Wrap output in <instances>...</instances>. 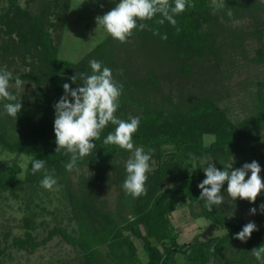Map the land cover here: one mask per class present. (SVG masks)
I'll use <instances>...</instances> for the list:
<instances>
[{"label":"trees","instance_id":"1","mask_svg":"<svg viewBox=\"0 0 264 264\" xmlns=\"http://www.w3.org/2000/svg\"><path fill=\"white\" fill-rule=\"evenodd\" d=\"M5 1L8 9L0 15V33L6 40L2 38L0 42V57L8 64L13 61L7 62L8 56L18 58L27 72L12 76L10 82L19 77L34 85V91L32 97H27L31 105L21 103L17 118L5 113L4 104L9 101L0 99V151L15 155L11 166L0 168V192L15 195L16 188L23 185L15 178L20 170L17 160L21 155L29 158L25 174L27 190L42 187L45 172L33 174L32 162L44 160L45 169L54 175L57 183L66 182L65 194L69 197L78 230V234L69 235L64 229L56 228L49 232L47 240L60 235L78 249L81 264H176L179 255L187 264H262L252 255L253 248L264 246V212L260 210L259 195L254 203L240 198L234 202L223 201L221 205H214L210 212L205 201L199 198L201 190L187 171L191 161L197 163L203 157L212 158L221 171L231 164L235 169L256 161L264 180V80L255 93L249 114L241 121L230 119L229 109L220 104L224 88H218L235 55L240 52V56L247 58L245 40L248 38L258 43L255 55L248 61L264 67V0H223L222 8L216 6L221 1L212 4L211 0H188L193 6H186L184 12L174 17L175 26L167 20L159 24L157 21L162 16L157 14L143 21L147 28L139 30L137 27L124 43L107 35L78 62L59 56L52 34L60 40L70 0H25L24 7L19 0ZM169 2L174 6V0ZM34 4L37 8L33 11ZM236 21L249 22V28L245 32L233 29L230 23ZM157 31L160 35H154ZM165 34L167 39H161ZM133 58L140 61L137 66L131 62ZM92 60L110 68L114 81L123 86L114 115L125 121L129 116L140 118L133 134L134 147L141 146L159 162L157 168L146 174V194L138 198L126 194L122 187L127 175L126 162L116 163L118 154L126 150L103 143L115 130L109 123L94 141L96 147L91 154L78 160L74 168L89 166L97 171L105 168L108 172H116V181L121 184L117 202L120 210L127 211L131 219L120 212L114 217L106 211L97 201L96 192L89 187L72 194L71 171L65 168L71 154L65 150L55 152L54 124L36 114L46 112L55 119L54 104L64 95L63 84H70L72 89L82 86L80 74H92ZM135 68L143 73H134ZM5 70L0 67V71ZM76 74L77 81L73 83L70 78ZM164 80L170 87L177 83L179 95L175 101L172 97L175 86L168 89L169 95H166ZM8 129L17 132L19 138L9 135ZM204 135L213 136V142L205 145ZM166 145L175 146L179 152L174 164L172 157L164 163L160 161L163 154L160 149ZM174 170L181 178L170 190L164 191L162 185ZM198 172L201 183L206 177L200 170ZM224 187H227L226 182L222 190ZM179 206H188L190 210L198 208V217L214 223L225 233L207 241L194 239L179 244L170 221V215ZM252 208L261 217L263 226L256 225L257 230L242 242L234 238L247 224L239 215ZM23 221L25 228L33 226L31 217ZM132 238L141 241L145 263H140ZM44 241L36 242L26 233L25 238L14 239V244L26 250L35 249Z\"/></svg>","mask_w":264,"mask_h":264},{"label":"rangeland","instance_id":"2","mask_svg":"<svg viewBox=\"0 0 264 264\" xmlns=\"http://www.w3.org/2000/svg\"><path fill=\"white\" fill-rule=\"evenodd\" d=\"M72 1L74 2L70 6L64 24V30L59 38L60 40L56 38L54 33L52 34L54 42L58 47L59 56L71 62H78L109 35L103 28H97L96 17L102 16L112 10L110 4L119 0H81L85 2L84 14L79 11L80 0ZM218 1L221 0H211V3L216 4ZM19 4L24 7L25 0H19ZM32 8L34 11L37 5H32ZM7 9L8 3L5 0H0V15ZM100 11H102V13ZM54 19V17L51 18L52 21H54ZM230 26L233 29L237 28L245 32L249 28V22L236 21L230 23ZM2 38L6 40V36L0 33V42ZM245 45L247 58L245 59L240 56V52L238 55H235V58L232 60L233 64H229L227 76L218 83V88L220 90L224 88L223 96L220 98V104L229 109L230 119L233 121H241L249 114L255 93L260 87V82L264 80V67L248 61V58L255 55V49L258 47V43L253 38H248L245 40ZM7 59V62L13 60L11 64L6 63L0 57V67L6 68L8 72H11L12 76L27 72V67L22 65L18 58L12 59L11 56H8ZM121 61L122 60H120V62ZM131 62L137 66L140 61L133 58ZM132 71L137 74L143 73L142 70L136 68ZM175 79L177 81V78ZM120 81L122 80L120 79ZM172 82L174 83L175 81L172 80ZM163 83L166 95H169L168 89L175 86L172 94L175 101L176 96L179 95L177 83H175L173 87H170V84H168L166 80H164ZM182 88L183 86H181V89ZM9 91L15 95L22 104L31 105L30 98H27L33 96L34 85L31 83L23 82V85L17 87L15 82H10ZM126 97L128 98L127 95L125 98ZM136 111L139 112L140 110L136 109ZM36 114L38 118H44L46 121L54 124L53 117L48 113L37 112ZM8 132L9 135L13 134L16 138H19L17 132H12L10 129H8ZM213 140L214 137L211 135L203 136V143L205 145L210 144ZM160 150L163 151L160 160L161 163L170 160L171 157L172 164L176 162V155L179 152L176 150L175 146L166 145L161 147ZM130 155L131 153L128 150L118 154L116 163L119 161L125 163ZM14 156V154L9 152L0 151V168L11 166ZM149 162L151 168L149 172H152L157 168L159 160L152 156ZM209 162L213 163V159L203 157L199 159L197 163L195 161L190 162L187 174L191 177L194 184H199L197 177V173H199L198 170L204 173L203 168L206 167ZM17 164L20 170L15 175V178L22 182L23 185L21 188H16L15 195L10 194L8 191L0 192V264H81V257L77 255L78 249L67 243L60 235L56 234L51 239L47 240L49 232L54 231L56 228L64 229L69 235L78 234L76 222L72 218V207L69 202V197L65 194L66 182L56 183L52 190H46L43 187L27 190L28 183L26 182L25 174L28 169L29 158L25 155H21L17 160ZM114 165L116 167V164ZM242 166L243 165H240V167ZM115 174L116 172H108L105 168L99 171L89 166L74 168L69 174L70 191L72 194L76 192L78 194L81 190H87L89 187L92 191L94 190L96 192L97 201L103 204L106 211L110 212L114 217L120 212L123 216L131 219V215H129L127 211L120 210L117 202L121 184L119 185V182L116 181L118 177ZM59 177H57V179H59ZM170 177L169 179L167 178L162 185L164 191H168L176 185L181 175L174 170ZM261 179L264 181L263 178ZM88 184H90V186ZM226 189L227 187H224L222 190V195L224 197L223 201L225 203L228 200L234 202L239 199L236 198L232 200L228 196ZM259 198L261 203L264 204V190L259 194ZM198 213L199 210L196 207L190 210L188 206H179L170 215V221L177 234L176 240L179 244L189 243L194 239L198 241H207L213 237H221L225 233V230L214 223L203 217H198ZM232 214L234 215L235 211H232ZM30 217L32 218L33 226L27 229L24 227L23 220ZM239 218L245 223L254 222L255 225L263 226V221L257 212L251 214L250 210H244L239 215ZM26 233H29L36 242L47 241H44L35 249L28 248L22 250L14 244V239H23ZM5 234L7 235L6 237H4ZM132 240L137 247V255L140 263H145L146 256L143 252L141 241L136 238H132ZM176 261V264H187L186 259L180 255L176 256Z\"/></svg>","mask_w":264,"mask_h":264},{"label":"clouds","instance_id":"3","mask_svg":"<svg viewBox=\"0 0 264 264\" xmlns=\"http://www.w3.org/2000/svg\"><path fill=\"white\" fill-rule=\"evenodd\" d=\"M186 6L193 5L188 4V0H174V6L169 0H119L112 10L96 17V24L97 28H103L111 37L124 43L137 27L139 30L147 28L143 21L151 20L157 14L162 16V19L157 21L159 24L162 25L167 20L175 26L174 17L184 12ZM216 6L224 7L222 0ZM138 21L141 23L138 24ZM154 35H160V33L157 31ZM161 39L166 40L167 35L161 36ZM90 67L91 75L80 74L83 80L82 86L72 89L70 84L64 83V95L54 104V134L57 145L55 152L65 150L71 154L70 162L65 164V168L67 171H72L78 160L91 154L96 147L94 141L100 138L101 131L111 123L115 126V130L106 136L103 143L117 145L131 153L125 164L127 175L122 187L126 194L138 198L146 194L145 183L148 179L146 174L151 171L149 165L151 155L145 153L142 147H134L133 144V134L138 129L140 118L129 116L125 121L114 115L118 109L123 86L114 81L112 70L102 67L100 62L92 60ZM11 79V72L0 71V99L9 101L4 104L5 113L17 118L22 104L16 102L17 97L9 91ZM70 79L76 83L77 74ZM15 85L20 87L23 81L17 77ZM42 170L45 175L41 180V186L46 190H52L57 183L54 175L45 169L44 160H34L33 174ZM203 171L206 178L198 184L201 190L199 198L205 201V207L210 212L214 205L223 203L224 197L221 190L225 182L227 183L226 192L232 200L240 198L254 203L264 190V181L260 177L261 167L256 161L245 163L242 167L235 169H232L231 164L222 171L209 162ZM260 210L264 212V204L260 205ZM250 213L255 214L256 209H250ZM255 230H257L255 223L249 222L235 234L234 238L246 242ZM252 255L264 264V246L253 248Z\"/></svg>","mask_w":264,"mask_h":264},{"label":"crops","instance_id":"4","mask_svg":"<svg viewBox=\"0 0 264 264\" xmlns=\"http://www.w3.org/2000/svg\"><path fill=\"white\" fill-rule=\"evenodd\" d=\"M71 1V5L74 1L70 0ZM82 3V8H81V3ZM119 3V1H115L113 2L112 4H110V8L113 9L117 4ZM79 4H80V13L82 12L84 14V10H85V2H82L81 0L79 1ZM108 4V2H107ZM104 5V4H103ZM84 8V9H83ZM83 10V11H82ZM102 13V11H100Z\"/></svg>","mask_w":264,"mask_h":264}]
</instances>
